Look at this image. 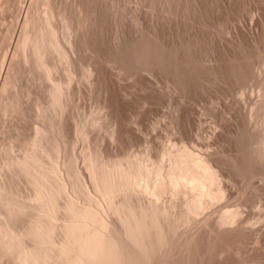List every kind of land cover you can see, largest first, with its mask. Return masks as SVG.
Wrapping results in <instances>:
<instances>
[{
  "label": "bare ground",
  "instance_id": "6f19581e",
  "mask_svg": "<svg viewBox=\"0 0 264 264\" xmlns=\"http://www.w3.org/2000/svg\"><path fill=\"white\" fill-rule=\"evenodd\" d=\"M61 1L0 0L3 5L0 14L12 13L15 6L17 20L15 25L6 27L3 37L0 34V46L4 49V55L0 53L3 56L0 57V264L5 261L9 264H231L232 255L243 245L248 246L249 239L253 252L251 248L245 250L250 249L253 260L264 261V209L257 207L264 198V74H260L264 68V0H135L136 7L132 0V7L128 0H64L60 4ZM254 9L258 10L256 27H252L256 24V14L252 16ZM247 15L254 18V24L246 25ZM236 18L239 25L243 19L245 22L232 28ZM76 74L87 82L82 84L79 79L76 85L80 86V82L83 87L87 85V91L96 93L95 99L106 111L101 116L109 117L104 116L113 128L107 124L109 129L105 134L111 139L117 133L118 137L134 133L135 128L132 131V125L129 128L128 124L135 126L133 120L135 114L138 117L142 112L141 105L148 101V95L158 94L160 90L167 97L161 93L159 96L166 99L162 97L159 101L167 100L173 111L168 120L173 129L168 126L172 132L176 129L180 133L194 122L190 121L192 111L186 109L191 104L185 102L191 93L196 96L194 90L205 93L206 87L218 83L223 88V93L221 88L219 91L225 97L221 95L222 98L227 100L226 95L230 96V91L232 95L233 87L252 83L259 88L258 92L255 87L250 88L259 100L250 96L257 102L244 107L247 111L243 114L237 109L241 104L234 108L224 103L216 117L219 118L216 131L221 129L217 137L224 147L217 151L211 146L217 154L202 152L206 143L194 144L191 137L197 148H191L185 140L180 145L172 140L167 147L159 143L163 149L160 147L155 160L148 152L144 160L128 155V141L123 145L121 137L118 146H125L127 153L120 158L114 153L117 157L111 159V154L102 155L101 144L93 147L102 140L94 142L98 137L90 138L92 123L75 118V112L70 111L71 117L67 113L69 100L71 104L77 94L71 99ZM122 76L136 78L135 86L144 91L142 95L147 97L143 95V100L147 101H142L140 92L132 96L134 92L129 89L133 86H128L127 78L125 85ZM152 76L164 81L159 83L157 79L156 86L164 87L165 83L166 87L161 88H167L166 91L157 88V93L154 92L156 80ZM211 90L208 89L209 93ZM136 96L143 103L138 108L140 113L136 110L139 104L135 107ZM153 98L149 96L154 104ZM27 108L33 112L35 123L26 127V114L32 113ZM193 113L196 112H192L196 121ZM67 115L73 123L70 139ZM132 116H135L133 120ZM68 139L72 143L69 145L79 139L87 143L92 140L93 148L90 144L84 148L83 163L95 194L87 191L88 186L84 187L75 157L68 154L67 160L63 158L64 170L70 188L88 204L97 203L106 215L94 206H81L72 196L64 198L69 186L66 189L67 183H61L63 171L61 174L59 171L63 165L56 163V157ZM113 141L109 143L115 146L117 142ZM113 145H110L112 151ZM120 147L121 154L126 152ZM237 177L250 182L246 188L243 185L247 182H241L245 183L240 184L241 193L230 188ZM18 178L28 185L24 189L29 188L30 193L22 189ZM205 198L209 199L208 206H217L218 212L215 215L209 212L201 220ZM254 201L258 212L252 218L251 215L244 218L243 206ZM195 218L200 222L192 227ZM182 228L185 233L177 238ZM57 234L61 241L54 239ZM242 258L239 260L243 261Z\"/></svg>",
  "mask_w": 264,
  "mask_h": 264
},
{
  "label": "rangeland",
  "instance_id": "374dc122",
  "mask_svg": "<svg viewBox=\"0 0 264 264\" xmlns=\"http://www.w3.org/2000/svg\"><path fill=\"white\" fill-rule=\"evenodd\" d=\"M59 1V0H58ZM130 1V2H129ZM62 2V3H61ZM60 2V4H64L65 3V1L64 0H62ZM132 2H134L133 4V6L134 7H136V4H135V0H132ZM131 0H128V5L130 6V7H132V5H131ZM24 5H26V4H24ZM0 6H3V5H1V3H0ZM14 7V10L16 11V7L15 6H12V8ZM42 7V5L40 6V8ZM2 8V7H1ZM43 9V8H42ZM1 10V9H0ZM14 10H12V13H11V11L9 12V14H8V12H7V15H6V12L2 15V14H0V16H3V17H0L2 20H1V25L0 26H2V27H0V34H1V36L5 33V30L7 29V28H9L10 26H12V25H15V21H17L16 19H15V11ZM14 11V12H13ZM252 16H253V14H256V15H254V18H255V16H256V18H255V21H256V24H254L255 22H254V18L252 17V18H248V15L247 16H245L244 18L247 20L246 22H247V24L246 25H248L249 26V24H254V25H252V27H256V25H257V20H258V10H256V9H254V10H252ZM251 17V16H250ZM237 19L238 18H236L235 20H234V24H232V28H235V27H238V26H240L241 25V23H243V22H245V19H243L244 21L243 22H241L240 23V25H239V19H238V21H237ZM248 19H250V20H248ZM252 20V23L250 22ZM250 23H249V22ZM15 22V23H14ZM14 23V24H13ZM251 26V25H250ZM7 27V28H6ZM4 30V31H3ZM3 31V32H2ZM3 37V36H2ZM1 38V37H0ZM2 39V38H1ZM1 41V40H0ZM1 46H0V53H2V55H4L3 54V51H4V49L2 48V50H1ZM5 48V47H4ZM9 49V48H8ZM7 49V50H8ZM5 51H6V48H5ZM5 53V52H4ZM8 56H10V51H8ZM8 56H7V58H8ZM0 57H3V56H1V54H0ZM1 59V58H0ZM260 66V65H259ZM261 67V66H260ZM260 69V68H259ZM264 69V68H263ZM262 68H261V70H260V74H264V70H263ZM78 72V71H77ZM79 73L81 74V72L79 71ZM263 74L261 75V76H263ZM79 76H81V75H78V74H76V77H77V80L74 78V82L73 83H75L76 81H78V83L77 84H79V81L81 80L82 81V84H85V83H87L85 80H82V79H80V77ZM259 77V78H263V77ZM129 77V78H128ZM129 80V85L128 86H135V84H137L138 85V83H137V79L136 78H134V77H130V76H122V79H124V81H125V85H127L128 83L126 82V80L127 79ZM152 78H155V82H154V84L152 83V85H154L153 87H155L156 86V82L158 83V80H159V83H163L164 81L163 80H161V78H159V77H153L152 76ZM152 78H151V81L153 82L154 80H152ZM80 79V80H79ZM131 79H133L132 81H130ZM158 79V80H157ZM84 81V82H83ZM124 81H123V83L122 84H124ZM161 81H163V82H161ZM122 82V81H121ZM130 82L132 83V84H130ZM158 83V84H159ZM81 84V82H80V86L81 87H83V85ZM157 84V85H158ZM165 84V83H164ZM164 84H162L164 87H162L161 86V84L160 85H158V86H156L155 87V89H154V92L155 93H157V90H159V89H157V88H160V89H162V88H165L166 86L164 85ZM218 83H215L214 84V86L212 87V85H210L208 88L206 87L205 88V90L207 91V92H205V93H203V90H194L193 92H195L196 93V96L195 95H193V93H191L193 96H195V97H197V98H195L194 99V97H192V95L190 94L189 96H188V101H190V102H188L187 100L185 101L186 103H188L189 105L191 104L192 106H193V108H191L192 106L190 105H188V104H186L187 106H189V107H185L189 112L190 111H194V112H196V113H193L195 116H194V119H196V121L195 120H193V115H192V112H190L189 113V115H191L190 116V121H191V119H192V121H194V122H196V123H194V122H192V123H190V126L189 127H191L192 126V129H189V127L185 130V132L184 131H181L182 133H180L178 130V133H180V134H178L177 133V135H176V129H175V131L174 132H172V129H173V127L172 126H170L169 124L171 123V121H170V123L168 124V120H171V118H172V108L170 107V105H169V102L168 103H166L167 102V100L165 101V100H162V101H159V100H161V98L165 95V97H167V93L166 92H162L161 90L158 92V94H155L156 96L158 95H160L161 93H162V97H156L155 95H148V93H146L145 92V94H147L148 95V97L147 96H145L144 94V96L145 97H147V100H145V101H147L148 103L151 101H153V100H150L151 98H153L154 100L156 99V102H157V99H158V102L156 103L155 101H154V104H153V102L151 103H149L147 106H149V107H147V106H145L146 104L145 103H147V102H145L144 100H143V95H142V91L141 90H139V88H138V86H137V90H134L135 89V87L133 88V87H131L132 89H129V90H131V92H134V94L132 95V96H134L135 95V92H140L139 93V95H142V97L141 96H139V95H137V96H139V97H141L142 98V101L143 102H145L144 104L141 102V104H143V106L140 104V102L138 101V98H137V96L136 97H134V100H136L135 98H137V103H136V101H135V107H136V104H139V106L137 105V108H136V110H137V112L138 113H140V110L138 109V108H140V105H141V115L140 114H138V117H140V118H138L137 117V114H135V113H133V114H135V116H136V119H134V117L135 116H132V120L133 121H135V126H133L134 124H132V123H129L128 124V127L130 128V126L132 125V131H134L135 130V132L134 133H132V134H130V135H126L125 137H124V135L123 136H119L118 137V133H117V136L116 137H114V139H111L110 137H108V135L107 134H105L106 133V131H107V128L109 127H112V125L110 126L107 122V118H109V117H106L105 115H106V111H103L102 109H101V107L99 106V102H98V100L97 99H95V98H97V95H96V93L94 94L93 92H91V93H93V94H91L90 93V90H89V92L87 91L88 90V86L87 85H84V87L81 89V87L80 86H78V85H76V83H75V85L77 86V89H76V87H75V85L73 84L72 86H74V88L72 89V91H71V95H73V96H71V99L72 98H75V99H73V102L75 101V103H74V107L72 106V101H71V104H70V100H69V107L71 106V107H73L74 109H72L71 108V110H70V108L68 107V109H69V111H67V113L69 114H71V112H72V114L75 112V114L73 115V116H75V118L77 117V118H79V120H81L82 122L83 121H87V122H85V123H92L91 125H90V129H89V133L88 134H90V138H91V136H92V138L93 139H95V138H97L98 137V139H97V141H94V142H98V141H101V142H98V143H95V144H93V147L95 146V145H97V147H98V144H101L100 146H103L102 147V149L104 150V152H102L103 154L102 155H109V154H111V155H109V158H111V159H115L116 157H117V155H118V158H120L119 156L120 155H122L123 157H124V155L127 153V150H128V155H133L134 157H136V158H140V159H144L145 160V158H146V156H147V154H148V156H149V154H151L152 156H153V158H151V159H153V160H155L156 159V157L155 156H157L158 157V154H159V152L160 151H158L159 149H160V147L162 146V144H163V147H165L166 145H169V143H171L170 141H176L178 144L180 143V144H182V140L184 141H186L188 144H189V146L192 148V147H195L194 146V144L196 143V142H199V141H202V142H204V143H206V144H204V146L206 147H202L203 149H207V148H209V149H207V150H201L200 148L199 149H197L198 151L199 150H201L202 152H205V151H207L209 154H213V153H215L216 152V154H217V151L219 150H221L223 147H224V144H221V143H224V142H222L217 136H219L218 134L220 133V127H219V129L220 130H218V131H216L217 129H218V126H219V124H218V119L219 118H216V117H219L218 115H220V113H221V110L224 108V103L225 102H228V104L232 107H234V108H237V106L239 105V104H241V105H239L238 107L239 108H237L239 111H241L240 113L241 114H243V113H245L246 111H247V108L245 109L244 107H250V103L252 102L253 103V101H254V99L253 98H255L256 99V97H254V96H256L257 95V93L255 92L256 90H257V92H258V86H257V89H256V86H253L252 85V83H249L247 86H245V85H243V84H241L242 86H235V87H233V93H232V95H231V91L229 92V94H230V96H227L226 95V98H227V100L226 99H224L225 97L223 96V94H220V88H221V93H223L222 91V87H220V86H222V85H220V84H218ZM89 85V84H88ZM216 85L219 87H217L216 88ZM85 86L87 87L86 88V90H84V91H82L83 89H85ZM160 86V87H159ZM249 86V87H248ZM162 87V88H161ZM236 87H238L239 89H237ZM243 87V90L241 89ZM253 87H255L254 88V92H252V90L251 89H253ZM78 88H80L81 89V93L80 92H78L79 91V89ZM130 88V87H129ZM209 88H211L212 90H211V92L209 93V91H208V89ZM214 88V89H213ZM247 88V89H246ZM251 88V89H250ZM77 91H75V90ZM89 89H90V87H89ZM141 89V88H140ZM167 89V88H166ZM166 89H162V90H164V91H166ZM241 89V90H240ZM248 89H249V91H248ZM92 90V89H91ZM133 90V91H132ZM214 90V91H213ZM215 90H217V91H215ZM251 90V91H250ZM85 91H86V93H85ZM239 91V92H238ZM84 92V93H83ZM144 92V91H143ZM149 92H151V90L149 91ZM214 94H213V93ZM215 92H217V93H215ZM234 92H235V94H234ZM248 92H250V93H248ZM76 94V96H75V94ZM78 93H79V96H78ZM88 93V94H87ZM151 93H153V91L151 92ZM202 93H203V96H202ZM239 93V94H238ZM217 94V95H216ZM218 94L220 95V96H218ZM228 94V95H229ZM238 94V95H237ZM255 94V95H254ZM91 95H94L93 97L91 96ZM95 95H96V97H95ZM209 95V96H208ZM224 97V98H222V96ZM237 95V96H236ZM258 95H259V93H258ZM31 96H34V93H33V95H31ZM75 96V97H74ZM149 96H150V99H149ZM236 98H235V97ZM250 96H252L253 98L251 99V97ZM165 97H163L164 99H166ZM189 97H191V98H189ZM202 97H204V98H202ZM234 97V98H233ZM220 98V99H219ZM229 98V99H228ZM168 99V98H167ZM192 101H191V100ZM205 99V100H204ZM237 99V100H236ZM238 99H240L239 101H238ZM251 99V100H250ZM97 100V101H96ZM139 100H140V98H139ZM150 100V101H149ZM194 100V101H193ZM196 100H197V102H196ZM226 100V101H225ZM235 100H236V103H235ZM257 100V99H256ZM254 101V102H257L258 100H259V96H258V100L257 101ZM234 101V102H233ZM248 101H249V103H248ZM162 102V103H161ZM166 104H164V103ZM210 102V103H209ZM160 103V105H162V106H160V105H158ZM195 103V104H194ZM207 103V104H206ZM223 103V104H222ZM235 103V104H234ZM238 103V104H237ZM246 103V104H245ZM29 104H30V100L28 101V104H27V107H29ZM167 104L169 105V109H168V106H167ZM185 104V103H184ZM225 104H227V103H225ZM237 104V105H236ZM152 105H154V106H152ZM156 105H158V106H156ZM165 105V106H164ZM194 105H197L198 107H196V106H194ZM222 105H223V107H222ZM252 105V107L254 106V104H251ZM185 106V105H184ZM242 108H244V109H241L240 110V108L241 107ZM145 107V108H144ZM212 107V108H211ZM149 108V109H148ZM150 108H151V111H150ZM170 108H171V110H170ZM189 108L191 109V110H189ZM197 108V109H196ZM28 109V111H31V110H29V108H27ZM192 109H195V110H192ZM199 109V110H198ZM201 109V110H200ZM220 109V110H219ZM100 110V111H99ZM139 110V111H138ZM155 110V111H154ZM197 110V111H196ZM210 110V111H209ZM218 110V111H217ZM71 111V112H70ZM103 111V112H102ZM143 111H145V112H143ZM169 111V112H168ZM203 111V112H202ZM27 112V111H26ZM32 112V111H31ZM30 112V113H31ZM136 112V113H137ZM199 112V113H198ZM101 113H105V117H106V119H105V117L104 116H101V115H103V114H101ZM131 113V112H130ZM143 113V114H142ZM149 113V114H148ZM152 115H151V114ZM168 113V114H167ZM169 113H170V115H169ZM69 114V116L71 117V115ZM108 114V113H107ZM133 114H131V115H133ZM201 114V115H200ZM26 115H28V116H26L25 117V119H27L26 120V122L27 123H25V126L28 124V126H30V123H32L33 121H35L34 120V116H33V112L31 113V115L29 114V112L26 114ZM31 116V117H30ZM68 116V115H67ZM68 116V117H69ZM147 116V118H145V117ZM149 116V117H148ZM169 116V117H168ZM198 116H200L199 117V119H198ZM28 117V118H27ZM68 118L69 120H70V122H68V124L70 123V125L71 124H73V123H71L72 121H71V118ZM102 117H104V119L102 118ZM131 117V116H130ZM192 117V118H191ZM81 118V119H80ZM98 118H100V120L98 119ZM30 121H29V120ZM32 119V120H31ZM140 119V120H139ZM91 120L94 122H91ZM105 121L104 123H103V121ZM139 121V123L138 122H136V121ZM147 120H149V121H147ZM199 120V121H198ZM97 121V122H96ZM147 121V122H146ZM216 123H215V122ZM25 122V120L23 121V123ZM35 122H33L32 124H34ZM106 123V124H105ZM134 123V122H133ZM147 125H146V124ZM196 124L195 126H197V127H195V126H193L194 124ZM200 123V124H199ZM31 124V125H32ZM94 124H96V126L97 127H95V125ZM104 124V125H103ZM107 124H108V127H107ZM131 124V125H130ZM140 124V125H139ZM144 124V125H143ZM149 124V125H148ZM155 124V125H154ZM167 124V125H166ZM191 124H193V125H191ZM198 124H199V126H198ZM24 125V124H23ZM69 125V126H70ZM92 125H94L93 127H92ZM154 125V126H153ZM172 127V129L169 127ZM216 125H218V126H216ZM72 126V125H71ZM70 126V127H71ZM139 127V129H138V127ZM144 126V128H142ZM147 126H148V128H147ZM151 126V127H150ZM168 126V127H167ZM27 127V126H26ZM69 127V130H71V132L69 133V139L70 138H72L73 137V126L70 128ZM104 127V128H103ZM135 129H134V128ZM153 127V128H152ZM217 127V128H216ZM29 128V127H28ZM93 128H95V129H93ZM101 128H102V131H101ZM106 128V129H105ZM108 128V129H109ZM113 128V127H112ZM128 128V129H129ZM141 128H142V130H141ZM146 128V129H145ZM149 128H150V130H149ZM166 128H170L169 130L168 129H166ZM134 129V130H133ZM137 129V130H136ZM91 130H92V132H91ZM148 130V131H147ZM167 130H168V132H167ZM190 131V133H188V131ZM94 131V132H93ZM109 131V130H108ZM139 131V132H138ZM140 131H143V132H140ZM145 131H147V132H145ZM192 131H194V132H192ZM91 132V133H90ZM138 132V133H137ZM171 133H172V135H171ZM174 133V134H173ZM184 133H187V135H191V136H185V134ZM218 133V134H217ZM213 136H212V135ZM94 135V136H93ZM98 135V136H97ZM105 135H107V137L105 136ZM135 135V136H134ZM137 135V136H136ZM145 135H147V136H145ZM174 135V136H173ZM216 137H215V136ZM104 136H105V138H104ZM176 136H178V137H176ZM201 136H202V138H201ZM101 137V138H100ZM104 139H103V138ZM122 137V139L124 140L123 142H122V139H121V141L119 140L120 138ZM130 137H132V139H135L136 137V139L135 140H133V141H130V140H132ZM133 137H135V138H133ZM147 137V138H146ZM171 137H172V139H171ZM174 137V138H173ZM187 137V138H186ZM193 139H192V138ZM205 139H204V138ZM99 138H100V140H99ZM109 138L111 139V140H115V141H113V143H115V142H117L116 144H115V146L113 145V144H111V143H109V141H111V140H109ZM128 138V139H127ZM146 138V139H145ZM178 138H179V140H178ZM183 138H185V139H183ZM200 138V139H199ZM68 139V140H69ZM106 139V140H105ZM126 139V140H125ZM143 139V140H142ZM187 139V140H186ZM191 141V139H192V141H195V142H193L194 144H192V141H191V143H189L190 141ZM197 141H196V140ZM199 139V140H198ZM96 140V139H95ZM145 140V141H144ZM147 140V141H146ZM213 140V141H212ZM218 140H219V142H218ZM87 141V140H86ZM85 141V139H79V141H76V142H74L75 144L74 145H71L72 143L70 142V140L69 141H67L66 142V144L65 145H67L66 147H65V145H64V148H62V151H63V153H62V151H61V153H60V155H58V156H60V157H56V163H59L58 165L60 166V165H63L62 166V170L61 169H59V170H61V171H59L60 172V174L62 173V171H63V173L65 174H61V183H67V185L66 184H64L65 186H66V189L68 188V186H69V188L67 189V192L66 193H68V195L67 194H65V196L66 197H64V198H67L68 196H72L74 199L73 200H77L78 202H79V204H81V206L83 205H90V206H94L97 210H99L101 213H103L104 211L102 210H100L101 208H99L98 206H97V203H94V202H90L89 201V203L90 204H88L87 202L88 201H85L84 200V198L83 199H81L82 197L79 195V194H77L75 191H73L74 189L73 188H70V180L68 179L69 178V176L68 175H66V172H65V167H64V165H65V161L69 158V157H67V155L68 156H73V157H75L76 159H74L75 160V162H76V167H77V170H79L80 171V176H81V179H82V183H83V185H84V187L86 188L87 186V191L88 192H90V193H93V194H95V190L93 189L94 187V185H93V182H92V180H91V178H90V175L88 174L89 173V171H87V169H86V166H84L85 164V158H84V151H85V149H86V147L88 148V146H89V144L90 143H92V140H91V142H90V140H88L90 143H87ZM118 141H120V143H123V145L125 144V142L126 141H128V143L130 144L131 143V146L130 145H128V143L126 142V148H128V149H126L125 148V146H123L122 144H121V147L123 148L124 147V151H126V152H124V153H122L121 154V152H123V150L121 149V147L120 146H118ZM130 141V142H129ZM135 141V142H134ZM145 143H144V142ZM160 141V142H159ZM162 141V142H161ZM172 141V142H173ZM179 141V142H178ZM206 141V142H205ZM207 141H208V144H207ZM221 141V142H220ZM84 142H86V144H88L87 146H85L84 145ZM93 142V143H94ZM103 142H104V144H103ZM132 142H133V144H132ZM140 142V143H139ZM211 142V143H210ZM213 142V143H212ZM68 143H71L70 145L68 144ZM155 144V145H153V144ZM161 144V146H160V144ZM136 144V145H135ZM138 144V145H137ZM152 144V145H151ZM156 144H158V146L156 145ZM172 144V143H171ZM179 144V145H180ZM192 144V145H191ZM210 144V145H209ZM221 145V147H220V145ZM91 145V147H92V144H90ZM110 145H113L114 146V151L115 150H118L117 152H119V154L115 151H112L113 150V147H112V150L110 149ZM117 145V146H116ZM120 145V144H119ZM135 147H134V146ZM223 145V146H222ZM83 146H85V147H83ZM108 146V147H107ZM128 146H130V147H128ZM151 146V147H150ZM156 147L155 149H154V147ZM169 146H171V145H169ZM168 146V147H169ZM213 147V149H215V150H217V151H215V150H213L212 149V147ZM92 147V148H93ZM117 147V149H115ZM118 147H120V149H121V151L119 150V148ZM163 147H161L162 149H163ZM167 147V146H166ZM215 147H218V149H216ZM220 147V148H219ZM85 148V149H84ZM101 148V147H100ZM106 148V149H105ZM130 148H132V149H130ZM153 148V149H152ZM195 148H197V147H195ZM64 149V150H63ZM108 149V150H107ZM126 149V150H125ZM145 149V150H144ZM148 149H149V151H148ZM92 150V149H91ZM101 150V149H100ZM108 152H107V151ZM131 150V151H130ZM154 151V153H153V151ZM161 150V149H160ZM211 150H213V151H211ZM102 151V150H101ZM109 151H110V153H109ZM158 151V153H157V155L155 154L156 152ZM16 152L18 153V151L16 150ZM86 152V151H85ZM113 154H112V153ZM145 152L147 153V154H145ZM150 152H152V153H150ZM206 152V153H207ZM104 153H107V154H104ZM117 154L116 155V157H115V154ZM219 153V152H218ZM62 154H63V156H62ZM73 154V155H72ZM124 154V155H123ZM128 155H126V156H128ZM65 156V157H64ZM111 156V157H110ZM125 156V157H126ZM144 156H145V158H144ZM72 157V158H73ZM66 158V160H64V159ZM107 158H108V156H107ZM60 161H61V164H60ZM63 161H64V164H63ZM84 162V163H83ZM61 167V166H60ZM64 167V168H63ZM59 172H58V174H59ZM89 175V176H88ZM59 176V175H58ZM66 176H67V178H66ZM83 176H84V178H83ZM88 176V177H87ZM20 178H18V180H19ZM60 179V178H59ZM233 179H235V178H233ZM238 179V180H237ZM23 180V179H22ZM237 180V181H236ZM236 180H234V182L232 183V184H234V185H230L231 187L230 188H232V187H234L235 188V190L238 192V193H241V192H239V191H242V186L241 185H243V184H245V183H242L241 184V182H243V181H245V180H243L242 181V179L240 178V177H237L236 178ZM21 180H19V183H21V184H23L22 182H20ZM25 180H23V182H24ZM69 183H68V182ZM236 181V182H235ZM245 182H247V184H245V185H243V187L244 188H246V186L250 183V182H248V181H245ZM24 183H26V182H24ZM231 183V182H230ZM20 184V185H21ZM69 184V185H68ZM241 184V185H240ZM19 185V186H20ZM86 185V186H85ZM22 186V185H21ZM25 186H27L28 187V185H24L23 184V190L25 191H27V189L29 190V188H25L24 189V187ZM241 186V187H240ZM72 187V186H71ZM233 188V189H234ZM239 188H241V189H239ZM71 189V190H70ZM70 191V192H69ZM71 191H73V192H71ZM93 191V192H92ZM29 193H30V190L28 191ZM74 192H75V194H74ZM243 192V191H242ZM24 194H26V192H23ZM29 193H27V194H29ZM69 193H70V195H69ZM74 195V196H73ZM234 196L235 195H233V199H234ZM71 197V198H72ZM236 197V196H235ZM64 198H63V202H64ZM69 198V197H68ZM70 198V199H71ZM76 198V199H75ZM208 198H205V200H207ZM252 199H254L253 197H252ZM80 200V201H79ZM85 202H84V201ZM204 199H203V203L205 204V210H204V212H203V215H200L199 216V218L201 219V220H203L207 215L206 214H209V212L211 213V215H215L216 214V212H218L217 210V206H215V205H211V204H209L210 206H208V204H207V202H208V200L207 201H205ZM61 202H62V199H61ZM261 202H262V204H261ZM259 204L257 203V205H259V206H257L258 208L260 207L261 208V210L262 209H264V198H263V200L261 201ZM92 203H94V204H92ZM208 203H210V202H208ZM251 203V202H250ZM255 205H254V204ZM251 205H247L246 207H244L243 206V209H244V215H243V217L244 218H248V217H250V215H251V217L250 218H252V214H255V213H257L258 211V208L256 207V203H255V201L253 202ZM261 204V205H260ZM253 205V206H252ZM263 205V206H262ZM99 208V209H98ZM254 208H256V209H254ZM213 210V211H212ZM214 210H215V213H214ZM260 210V211H261ZM253 211V212H252ZM257 211V212H256ZM259 211V212H260ZM262 213H263V211H262ZM205 214V215H204ZM249 214V215H248ZM23 214H21V216H22ZM103 215H106L105 213H103ZM210 215V214H209ZM25 216V215H24ZM59 217L61 218V220H60V218L58 219V222H59V220L60 221H62L63 220V217L61 216V214H59ZM198 218V219H199ZM196 219V218H195ZM194 219V220H195ZM200 219H199V221L197 220V221H194L193 220V222L191 223V226L193 227V226H195L196 224L198 225V223L200 222ZM62 223V222H61ZM185 233V230L182 228V229H180L179 231H178V235L176 236L177 238H179V237H181L183 234ZM59 234H57V237L56 236H54V239L55 238H58L60 241H61V239L59 238ZM176 237H174L175 239H176ZM173 238V239H174ZM173 239L170 241V243H172V241H173ZM252 239V238H251ZM55 241V240H54ZM250 241V245L248 244V242ZM57 242V243H56ZM248 242H247V244H248V246H245V245H243L240 249H238L232 256V260H233V263H231V264H234V262H235V264H242L243 262H244V260H247V262H244L243 264H250V261L251 260H253L252 259V257H253V254H252V248H253V243L251 242V240L249 239L248 240ZM55 243L56 244H59V241L58 240H56L55 241ZM61 243V242H60ZM251 243H252V247H251ZM244 246L246 247V248H244ZM247 248H251V251H250V249H248V252L245 250V249H247ZM242 251H244V252H242ZM247 252V253H246ZM242 253V254H241ZM244 253H246V255L244 254ZM249 253L251 254V255H249ZM243 254L247 257L248 255V259H246V257H244L243 256ZM248 254V255H247ZM236 255V256H235ZM239 255V256H238ZM242 256L244 257V258H242ZM235 257V258H234ZM243 259V261L242 260H239V259ZM251 258V260H249ZM238 260L240 261V262H238ZM253 261H255V260H253ZM260 261H262L261 262V264H264V261L263 260H260ZM260 261L258 260V261H255V262H252L253 264L255 263H257L258 262V264H260ZM242 262V263H241ZM8 263V261L6 262L5 261V263L4 264H7ZM10 263V262H9ZM8 263V264H9ZM251 263V264H252ZM2 264H3V262H2Z\"/></svg>",
  "mask_w": 264,
  "mask_h": 264
}]
</instances>
